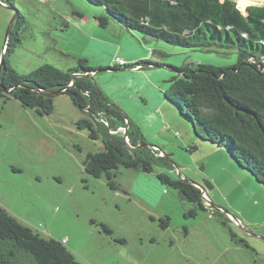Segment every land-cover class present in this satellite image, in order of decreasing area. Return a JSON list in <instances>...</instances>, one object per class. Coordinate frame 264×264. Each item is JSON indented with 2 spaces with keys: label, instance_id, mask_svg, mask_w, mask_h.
<instances>
[{
  "label": "rangeland",
  "instance_id": "1",
  "mask_svg": "<svg viewBox=\"0 0 264 264\" xmlns=\"http://www.w3.org/2000/svg\"><path fill=\"white\" fill-rule=\"evenodd\" d=\"M12 1L25 23L5 57L16 12L0 0V68L3 57L21 74L44 63L66 70L80 58L93 67L155 62L99 71L95 80L164 161L150 173L120 166L113 189L105 175L85 171L87 154L103 143L78 128L84 116L67 95L55 97L49 115L1 97L0 206L43 236L67 241L81 264H264V185L227 149L203 139L165 95L173 67L231 66L237 50L194 51L106 24L105 9L87 0ZM235 1L245 14L264 4ZM162 172L197 186L205 208L162 183Z\"/></svg>",
  "mask_w": 264,
  "mask_h": 264
},
{
  "label": "trees",
  "instance_id": "2",
  "mask_svg": "<svg viewBox=\"0 0 264 264\" xmlns=\"http://www.w3.org/2000/svg\"><path fill=\"white\" fill-rule=\"evenodd\" d=\"M15 20L9 31L5 57L20 42L25 17L12 0ZM105 9V23L190 50L235 48L236 64L227 67L199 64L173 67L166 99L176 104L200 136L227 149L231 156L264 185V4L250 5L247 14L235 0H87ZM66 70L44 63L21 74L7 61L0 68V98H15L40 115L54 112V99L67 95L84 117L87 129L103 149L89 152L85 171L106 176L116 189L120 166L154 172L162 164L159 151L149 147L140 126L113 103L95 80L99 71L156 65L148 59L135 63L93 67L85 58ZM163 165V164H162ZM158 178L182 198L205 208L201 190L169 173ZM0 264H81L66 241L45 237L0 206Z\"/></svg>",
  "mask_w": 264,
  "mask_h": 264
},
{
  "label": "water",
  "instance_id": "3",
  "mask_svg": "<svg viewBox=\"0 0 264 264\" xmlns=\"http://www.w3.org/2000/svg\"><path fill=\"white\" fill-rule=\"evenodd\" d=\"M248 13V11H246V14ZM245 14V13H244ZM13 22H11L10 26L8 27V30H7V33H6V40H5V47H4V52L7 48V43H8V36H9V31L11 29V25H12ZM2 62H4V57H3V60Z\"/></svg>",
  "mask_w": 264,
  "mask_h": 264
},
{
  "label": "crops",
  "instance_id": "4",
  "mask_svg": "<svg viewBox=\"0 0 264 264\" xmlns=\"http://www.w3.org/2000/svg\"><path fill=\"white\" fill-rule=\"evenodd\" d=\"M124 58H125V57H122V58H120V59H123V60H124ZM136 59H138V58H136ZM66 242H67V241H66Z\"/></svg>",
  "mask_w": 264,
  "mask_h": 264
}]
</instances>
